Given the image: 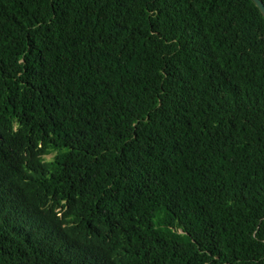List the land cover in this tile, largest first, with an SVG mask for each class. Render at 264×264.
Returning <instances> with one entry per match:
<instances>
[{
    "label": "trees",
    "instance_id": "obj_1",
    "mask_svg": "<svg viewBox=\"0 0 264 264\" xmlns=\"http://www.w3.org/2000/svg\"><path fill=\"white\" fill-rule=\"evenodd\" d=\"M0 264H264L252 0H0Z\"/></svg>",
    "mask_w": 264,
    "mask_h": 264
},
{
    "label": "water",
    "instance_id": "obj_2",
    "mask_svg": "<svg viewBox=\"0 0 264 264\" xmlns=\"http://www.w3.org/2000/svg\"><path fill=\"white\" fill-rule=\"evenodd\" d=\"M264 17V4L261 0H252Z\"/></svg>",
    "mask_w": 264,
    "mask_h": 264
},
{
    "label": "rangeland",
    "instance_id": "obj_3",
    "mask_svg": "<svg viewBox=\"0 0 264 264\" xmlns=\"http://www.w3.org/2000/svg\"><path fill=\"white\" fill-rule=\"evenodd\" d=\"M50 157H51V156H46L45 159H48V158H50Z\"/></svg>",
    "mask_w": 264,
    "mask_h": 264
}]
</instances>
